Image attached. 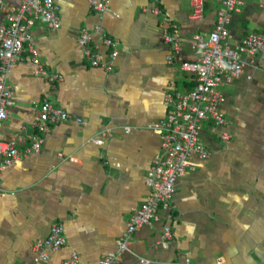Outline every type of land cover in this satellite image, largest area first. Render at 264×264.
<instances>
[{
  "label": "crops",
  "instance_id": "crops-1",
  "mask_svg": "<svg viewBox=\"0 0 264 264\" xmlns=\"http://www.w3.org/2000/svg\"><path fill=\"white\" fill-rule=\"evenodd\" d=\"M3 1L18 6L22 0ZM107 1L109 11L98 14L89 0H56L60 26L51 29L42 20L31 26L41 61L61 75L56 85L34 76L26 50L8 74L12 102L0 139L16 138L21 157L0 175V264H62L70 250L78 253V264H101L115 251L146 197V171L161 152L152 126L160 127L167 114L163 96L194 85L181 63L196 57L189 41L197 33L207 36L221 5L204 0L197 20L190 18V0ZM161 24L180 35L172 61ZM97 25L119 43L111 70L91 65L77 42L82 29L91 31L90 45L108 64L110 49L93 32ZM229 31L233 41L248 32L264 35V0H247L233 13ZM221 88L230 137L222 141L220 127L203 123L200 137L210 155L176 182L172 241L166 248L158 244L168 222L160 213L161 220L135 231L130 251L110 264H141L138 257L146 264H264V49ZM44 100L70 118L50 126L38 153H25ZM52 224L62 226L66 244L40 263L33 243Z\"/></svg>",
  "mask_w": 264,
  "mask_h": 264
},
{
  "label": "built area",
  "instance_id": "built-area-1",
  "mask_svg": "<svg viewBox=\"0 0 264 264\" xmlns=\"http://www.w3.org/2000/svg\"><path fill=\"white\" fill-rule=\"evenodd\" d=\"M246 1L221 0L214 25L207 36L197 33L189 41V46L196 53V57L191 61H182L181 67L193 76L194 85L186 92L177 90L165 92L163 104L168 110L167 114L160 127L152 126L160 136L161 152L154 156L151 166L146 171L144 177L147 186L146 197L132 211L124 231L116 241L115 251L105 255L100 260L101 264L117 261L123 253L130 251L134 232L142 226H151L161 220L160 213L166 214L168 222L162 227L158 244L162 248L168 247L173 238L169 224L173 217L170 201L176 182L186 171L199 167L200 161L210 155L200 137L203 123L212 121L221 128V140L229 139L230 134L226 130L229 121L222 109L225 95L221 87L239 78L243 74L246 59L250 58L252 62L256 54L264 49V35L257 32H248L239 41L232 40L229 31L232 15L239 11ZM190 2L192 5L190 18L202 19L204 0ZM89 7L98 14L109 11L107 0H89ZM151 11L155 15L159 14L156 7ZM37 20L44 21L51 29L60 26L56 0H22L18 6L7 5L0 0V127L12 102L11 85L7 82V77L22 59L25 50L33 65L34 76L43 77L52 86L61 80L59 73L47 70L40 59L39 50L33 44L30 28ZM163 20L167 19L164 17ZM93 32L101 34L104 45L109 47V63L103 64L101 54L90 45L92 32L87 29H82L77 38L82 54L90 60L91 65H103L106 70H111L112 62L119 54V43L116 39L108 37L100 25L95 26ZM160 37L171 48L168 60L172 61L181 48L180 35L177 29L161 24ZM69 118L70 115L62 108L48 100L42 101L33 120L35 136L24 152L38 153L50 126L66 122ZM95 142L100 144L102 141L96 139ZM20 157L16 138L0 139V175L5 167ZM65 244L62 226L52 224L47 236L33 243L37 261L46 262L49 259V251H55ZM138 260L141 264L148 262L143 257H138ZM62 264H78V253L70 250Z\"/></svg>",
  "mask_w": 264,
  "mask_h": 264
}]
</instances>
